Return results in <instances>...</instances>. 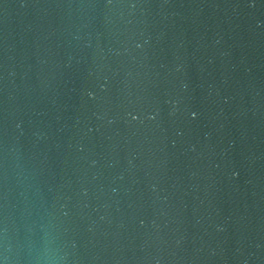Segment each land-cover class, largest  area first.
Instances as JSON below:
<instances>
[{
  "label": "water",
  "instance_id": "water-1",
  "mask_svg": "<svg viewBox=\"0 0 264 264\" xmlns=\"http://www.w3.org/2000/svg\"><path fill=\"white\" fill-rule=\"evenodd\" d=\"M0 264H264V0H0Z\"/></svg>",
  "mask_w": 264,
  "mask_h": 264
}]
</instances>
